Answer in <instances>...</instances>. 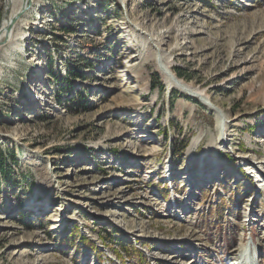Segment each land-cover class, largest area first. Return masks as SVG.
Listing matches in <instances>:
<instances>
[{
  "label": "rangeland",
  "instance_id": "obj_1",
  "mask_svg": "<svg viewBox=\"0 0 264 264\" xmlns=\"http://www.w3.org/2000/svg\"><path fill=\"white\" fill-rule=\"evenodd\" d=\"M14 26L0 264H264V0H35Z\"/></svg>",
  "mask_w": 264,
  "mask_h": 264
},
{
  "label": "bare ground",
  "instance_id": "obj_2",
  "mask_svg": "<svg viewBox=\"0 0 264 264\" xmlns=\"http://www.w3.org/2000/svg\"><path fill=\"white\" fill-rule=\"evenodd\" d=\"M24 8H28L26 9L25 13L23 14V18L25 17H29V15H31V12L34 11L35 8V0H4V18L2 20V23L0 25V43L5 39V31L9 26L10 20L13 19L22 9ZM15 27V26H14ZM11 35V32L9 34V36ZM8 36L7 41L8 42L7 46L10 48H14L16 46V39L17 36L15 35V39L10 38ZM142 39L144 40V37H142ZM146 41V39L144 40ZM6 42V41H5ZM154 53V54H153ZM153 57L156 54V50L153 51ZM165 76V81L167 84V87L169 89L171 88H178L179 90H181L182 92H184L187 95L193 94L195 96H192L196 99L200 98V96H198L194 91L191 90L190 86H188L187 84H184L180 81L177 80V78H175V76ZM204 100V99H202ZM199 141V139H194L193 144L197 143ZM42 171V169H41ZM41 191H43L41 189ZM247 252L249 253V255L247 254ZM250 248L249 251H246V249H238L236 250L235 254H234V259L231 262V264H242V262H244V264H253V262L248 263V258H250V255L252 254V252L250 253ZM252 257V256H251Z\"/></svg>",
  "mask_w": 264,
  "mask_h": 264
},
{
  "label": "water",
  "instance_id": "obj_3",
  "mask_svg": "<svg viewBox=\"0 0 264 264\" xmlns=\"http://www.w3.org/2000/svg\"><path fill=\"white\" fill-rule=\"evenodd\" d=\"M26 9H28V8H24V9H22V10H21V11H20V12H19V13L13 18V19L10 20L9 26H8V28H7L6 31H5V39H4V42L7 41L8 36H9L11 30H12V27L14 26V24H15L19 19H21V17H22L23 14L25 13ZM0 44H1V43H0ZM169 75H170V73H169ZM170 76H171V75H170ZM190 95L195 96V95H193V94H190ZM204 103H205V102H204ZM208 106L212 108V105L209 104V103H208Z\"/></svg>",
  "mask_w": 264,
  "mask_h": 264
},
{
  "label": "trees",
  "instance_id": "obj_4",
  "mask_svg": "<svg viewBox=\"0 0 264 264\" xmlns=\"http://www.w3.org/2000/svg\"><path fill=\"white\" fill-rule=\"evenodd\" d=\"M174 73H175V76H176L177 78H179V79H182V78H183V76H182L180 73H178V72H174ZM152 87H153V89H155V88H160V90L162 89V86H160V85L152 86ZM161 91H162V90H161ZM81 98H82V105H83V108L85 109V108L87 107V103H86L85 99H84L82 96H81ZM82 240H83V242H85L86 244H89L90 246H92L93 250H94L95 252L98 253V250H97L96 248L93 247V245L89 242V240H88L87 238H82Z\"/></svg>",
  "mask_w": 264,
  "mask_h": 264
}]
</instances>
